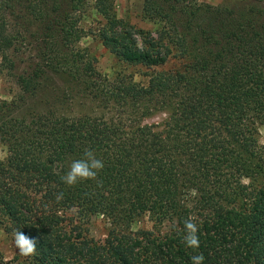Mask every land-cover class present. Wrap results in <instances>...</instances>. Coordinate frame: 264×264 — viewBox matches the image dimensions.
<instances>
[{
    "label": "trees",
    "instance_id": "trees-1",
    "mask_svg": "<svg viewBox=\"0 0 264 264\" xmlns=\"http://www.w3.org/2000/svg\"><path fill=\"white\" fill-rule=\"evenodd\" d=\"M88 6L0 0V69L14 72L20 46L36 50L15 96L0 100V214L37 241L33 256L0 264H191L201 253L204 264H264V0H142L155 30L95 0L104 24L90 33L121 66L111 76L79 45ZM58 70L92 110L21 113ZM85 149L103 170L65 185ZM94 215L110 223L103 242L85 233ZM144 217L150 227L134 230ZM188 218L195 250L183 243Z\"/></svg>",
    "mask_w": 264,
    "mask_h": 264
},
{
    "label": "rangeland",
    "instance_id": "rangeland-1",
    "mask_svg": "<svg viewBox=\"0 0 264 264\" xmlns=\"http://www.w3.org/2000/svg\"><path fill=\"white\" fill-rule=\"evenodd\" d=\"M212 5H219L234 0H201ZM88 8L82 15L80 25L87 31V34L80 40L79 45L95 59L96 68L109 76L113 75L119 67L115 55L103 45L97 35L90 33V29L96 30L104 24L103 17L94 8L95 0H87ZM114 10L119 19L129 22L138 29L155 30L158 25L142 17V0H114ZM10 57L15 60L14 72L6 68L0 69V100H11L18 91L16 76L23 72H30L32 63L36 61V50L34 45L20 46L17 50L10 52ZM1 63V59H0ZM141 80L140 76H136ZM144 81V80H143ZM22 112L55 110L58 113L72 115L75 117L89 113L92 109L85 100L75 96V89L72 80L62 71H49L41 81L40 88L35 96L29 97L22 102ZM162 119L161 116H154L148 122L156 123ZM259 141L264 144V128L259 134ZM2 152H0L1 154ZM0 254L5 261L15 256H22L13 243V234L16 230L8 231L5 224L6 219L0 214ZM151 223L147 217L138 220L133 224V229L149 228ZM85 233L97 242H103L110 227V223L102 216H92L83 224Z\"/></svg>",
    "mask_w": 264,
    "mask_h": 264
},
{
    "label": "clouds",
    "instance_id": "clouds-1",
    "mask_svg": "<svg viewBox=\"0 0 264 264\" xmlns=\"http://www.w3.org/2000/svg\"><path fill=\"white\" fill-rule=\"evenodd\" d=\"M104 168L102 159L97 158L91 149H85L83 158L73 160L68 171L61 177L62 182L67 186H74L81 181L97 180L98 174ZM63 198V193L57 195L59 201ZM183 243L190 249H198L200 241L198 236V226L193 219L184 221ZM13 243L19 254L24 257L33 256L36 253V243L34 238L26 236L18 229L13 234ZM191 264H204L203 254H196L191 257Z\"/></svg>",
    "mask_w": 264,
    "mask_h": 264
}]
</instances>
